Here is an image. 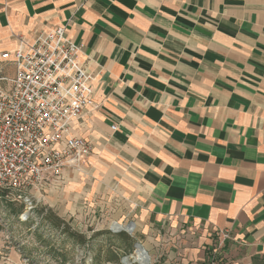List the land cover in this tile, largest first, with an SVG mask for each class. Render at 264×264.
Here are the masks:
<instances>
[{
    "label": "crops",
    "instance_id": "1",
    "mask_svg": "<svg viewBox=\"0 0 264 264\" xmlns=\"http://www.w3.org/2000/svg\"><path fill=\"white\" fill-rule=\"evenodd\" d=\"M58 26L95 76L74 133L127 173L143 227L264 264V0H0V70Z\"/></svg>",
    "mask_w": 264,
    "mask_h": 264
},
{
    "label": "built area",
    "instance_id": "2",
    "mask_svg": "<svg viewBox=\"0 0 264 264\" xmlns=\"http://www.w3.org/2000/svg\"><path fill=\"white\" fill-rule=\"evenodd\" d=\"M80 52L67 27L58 26L33 41L20 37L13 52L2 53L14 74L0 70V190L20 200L61 188L93 153L74 133L88 110L99 109L95 76ZM221 236L224 243L230 238ZM209 264H220L215 253Z\"/></svg>",
    "mask_w": 264,
    "mask_h": 264
},
{
    "label": "rangeland",
    "instance_id": "3",
    "mask_svg": "<svg viewBox=\"0 0 264 264\" xmlns=\"http://www.w3.org/2000/svg\"><path fill=\"white\" fill-rule=\"evenodd\" d=\"M94 155L93 152L83 172L68 173L67 181L61 188L38 195L35 200H20L16 194L7 195L5 191L0 194L3 196H0V264H64L39 249L41 245L48 244V239L52 246L74 248L72 241L42 220L39 215L41 208L52 209L66 220L72 230L85 234L89 239L97 235L92 242L94 247L112 245L120 258L135 255L136 245L141 244L150 255L149 264H202L198 261L200 254L192 255L187 251L189 247L178 239L174 240L175 237L160 235L143 227L132 195L133 188L125 175L127 173L111 170V176L107 177V170L97 172L94 170ZM15 212H19L18 217ZM116 223L122 226L134 224L136 231L114 233L111 229ZM122 233L132 241L121 247ZM131 243L133 251L129 254L125 248ZM94 254L96 252L76 247L65 264L91 263ZM102 264L112 263L103 256Z\"/></svg>",
    "mask_w": 264,
    "mask_h": 264
},
{
    "label": "trees",
    "instance_id": "4",
    "mask_svg": "<svg viewBox=\"0 0 264 264\" xmlns=\"http://www.w3.org/2000/svg\"><path fill=\"white\" fill-rule=\"evenodd\" d=\"M4 191L7 192V195L13 194L12 192L7 191V190H0V194L4 193ZM21 211L22 209L19 210V212ZM19 212H15L17 217H18ZM39 215L42 217V220L46 224H48L51 228L57 231H60L63 235L67 237L68 240L74 243V246H73L74 248L66 249V248H63L62 246H57V247L52 246V244H49L51 241L48 239L46 241L48 242V244L47 243L45 245L43 244L41 245V248H39V249H43L42 251H44L46 254L59 259L62 263L65 264L70 256V252H74L75 248L79 247V248L85 249L86 251L89 250L92 253L96 252V254H94L92 258L91 263L82 262L81 264H102L103 256L107 258V262L109 263L121 264V261L123 258H120V255L118 254V252L112 249V245L111 246H106V245L101 246L98 249L94 247L92 242L96 238L97 235H94L89 239L85 234L72 230V228L69 226L66 220L58 216L52 209L41 208L39 210ZM107 233L111 234V232H107ZM35 234H36V237L39 236L38 230L35 231ZM120 237H122L121 238L122 241L120 242L122 244L121 247L126 242L132 241L124 233L120 234ZM39 249H36V250H39ZM125 251L129 254L132 253L133 251L132 243L129 244L127 248H125Z\"/></svg>",
    "mask_w": 264,
    "mask_h": 264
},
{
    "label": "bare ground",
    "instance_id": "5",
    "mask_svg": "<svg viewBox=\"0 0 264 264\" xmlns=\"http://www.w3.org/2000/svg\"><path fill=\"white\" fill-rule=\"evenodd\" d=\"M114 229L124 228L128 230L130 233H134L136 231V225L131 226H122L121 224H113L112 226ZM134 257L130 259L127 264H149L150 263V255L148 253L144 254L143 252L139 251L138 249L135 252ZM149 262V263H148Z\"/></svg>",
    "mask_w": 264,
    "mask_h": 264
},
{
    "label": "water",
    "instance_id": "6",
    "mask_svg": "<svg viewBox=\"0 0 264 264\" xmlns=\"http://www.w3.org/2000/svg\"><path fill=\"white\" fill-rule=\"evenodd\" d=\"M131 225H132V224H130L129 226H131ZM111 231L114 232V233H121V232H128V233H130L128 230H126V229H124V228L114 229V228L112 227ZM136 248H137L139 251L143 252L144 254L147 253L141 244H137V245H136ZM133 257H134L133 255H131V256H129V257H124V258L122 259V261H121L122 264H127V263L130 261V259L133 258ZM148 263H149V262H148Z\"/></svg>",
    "mask_w": 264,
    "mask_h": 264
}]
</instances>
